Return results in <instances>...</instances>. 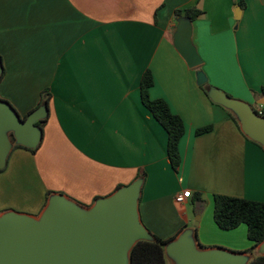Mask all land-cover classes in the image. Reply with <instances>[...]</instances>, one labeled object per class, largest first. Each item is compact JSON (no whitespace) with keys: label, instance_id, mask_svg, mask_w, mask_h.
Instances as JSON below:
<instances>
[{"label":"crops","instance_id":"1","mask_svg":"<svg viewBox=\"0 0 264 264\" xmlns=\"http://www.w3.org/2000/svg\"><path fill=\"white\" fill-rule=\"evenodd\" d=\"M187 7L203 12L191 22L202 62L196 69L173 46L174 12ZM0 59V100L22 119L43 91L50 94L39 145L12 149L0 172V213L16 208L38 217L48 193L89 208L141 178L138 213L155 237L189 230L191 205L198 249L250 248L244 225L216 226L213 196L264 203V151L209 100L195 74L256 104L253 93L264 89V0H0ZM146 71L149 99L164 101L184 123L176 172L167 134L142 104ZM183 190L191 197L178 205L174 197Z\"/></svg>","mask_w":264,"mask_h":264},{"label":"water","instance_id":"2","mask_svg":"<svg viewBox=\"0 0 264 264\" xmlns=\"http://www.w3.org/2000/svg\"><path fill=\"white\" fill-rule=\"evenodd\" d=\"M192 25L188 18L176 20L173 46L190 69L201 65L191 41ZM0 61V77L2 74ZM198 86L207 83L205 74H195ZM209 100L229 111L241 133L259 144L264 151V115L249 104L228 98L209 86ZM264 110V96L256 100ZM48 109L41 106L22 119L6 102L0 100V170L6 165L14 145L34 150L40 143L41 130L35 123L46 118ZM142 187L139 178L118 188L107 198L82 208L62 195H50L38 217L13 211L0 215V264H129V254L138 241H153L142 225L138 200ZM199 216L195 217L194 227ZM257 249L264 256V240ZM172 264H248L245 253L224 249H198L193 232L183 231L164 247Z\"/></svg>","mask_w":264,"mask_h":264},{"label":"trees","instance_id":"3","mask_svg":"<svg viewBox=\"0 0 264 264\" xmlns=\"http://www.w3.org/2000/svg\"><path fill=\"white\" fill-rule=\"evenodd\" d=\"M202 14L203 12L197 7H187L176 10L174 12V17L176 19L188 18L190 22H193ZM152 85L153 79L151 73L149 71H146L140 81V95L142 104L152 114L153 118L166 132V154L172 170L176 172L181 165V157L178 151V144L185 133L184 123L179 116L174 115L170 111L169 107L164 101L149 99L148 90L152 87ZM208 87L209 85L207 83L199 86V88L204 93H206ZM253 94L256 99H259L264 96V89H262L260 93L254 92ZM49 99V92L43 91L40 94V101L37 109L41 106L47 107ZM225 111L230 117V119L233 120L236 126L239 128L236 118L229 111ZM261 114L264 115L263 109H261ZM39 122L40 121L36 122L35 126L39 125ZM211 128V126H208L205 128L198 129L196 130L195 134L200 135L206 133L210 131ZM247 140L250 141L249 139ZM250 142L262 150V147L259 144L253 141ZM12 149H23L30 152L35 151V149L28 150L18 145H14ZM2 170L3 169H1L0 172ZM49 196L50 193L46 195V202ZM199 200L200 197L198 194H196V201ZM213 220L216 226L222 231H231L238 228L240 225H244L246 227V238L251 244L250 248L245 252V254L247 255H252V253L256 250L257 246L264 240V203L262 202H256L223 195H214ZM151 236L153 238V241H138L133 246L129 254V264H166L164 247L172 239L163 241L152 234ZM248 264H264V256L259 255L252 257L249 259Z\"/></svg>","mask_w":264,"mask_h":264},{"label":"rangeland","instance_id":"4","mask_svg":"<svg viewBox=\"0 0 264 264\" xmlns=\"http://www.w3.org/2000/svg\"><path fill=\"white\" fill-rule=\"evenodd\" d=\"M250 106H252L253 107V109L256 111L257 109H258V105H256V104H251ZM26 166H25V164H22V165H19L18 166V168H21V170L23 169V168H25ZM30 172V171H29ZM16 175H17V173H16ZM16 175H12L13 177H16ZM52 194V193H51ZM2 208H0V210H1ZM8 210H11V211H13V212H16V213H19V214H25V213H23V212H21L20 211V209H16V208H10V209H8ZM187 211L189 212V216H190V225H189V230L191 231V232H193V224L195 223V217H193V207L191 206V205H188L187 206ZM1 214H3V213H0V215ZM25 215H28V213L27 214H25ZM28 216H30V215H28ZM259 255H262V251L260 250V249H257L256 248V250L252 253V255H247V260H249L250 258H252V257H255V256H259ZM166 264H172V262H171V260H170V258H168V257H166Z\"/></svg>","mask_w":264,"mask_h":264},{"label":"built area","instance_id":"5","mask_svg":"<svg viewBox=\"0 0 264 264\" xmlns=\"http://www.w3.org/2000/svg\"><path fill=\"white\" fill-rule=\"evenodd\" d=\"M258 114H261V110L258 112ZM191 197V192L189 190H183L180 193L176 194L174 197V201L178 205H184L186 201Z\"/></svg>","mask_w":264,"mask_h":264},{"label":"flooded vegetation","instance_id":"6","mask_svg":"<svg viewBox=\"0 0 264 264\" xmlns=\"http://www.w3.org/2000/svg\"><path fill=\"white\" fill-rule=\"evenodd\" d=\"M260 109V108H259ZM261 110V109H260Z\"/></svg>","mask_w":264,"mask_h":264}]
</instances>
